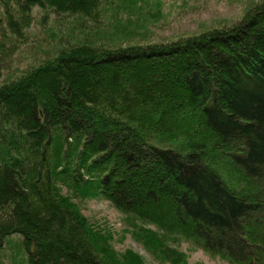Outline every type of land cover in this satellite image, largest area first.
<instances>
[{
  "label": "trees",
  "instance_id": "trees-1",
  "mask_svg": "<svg viewBox=\"0 0 264 264\" xmlns=\"http://www.w3.org/2000/svg\"><path fill=\"white\" fill-rule=\"evenodd\" d=\"M147 1L0 0V61L35 10L60 30L54 55L0 84V250L20 235L21 264H143L118 259L58 186L154 226L130 233L157 259L186 264L185 241L264 264V0L133 43Z\"/></svg>",
  "mask_w": 264,
  "mask_h": 264
},
{
  "label": "rangeland",
  "instance_id": "rangeland-1",
  "mask_svg": "<svg viewBox=\"0 0 264 264\" xmlns=\"http://www.w3.org/2000/svg\"><path fill=\"white\" fill-rule=\"evenodd\" d=\"M260 1L262 0H148L140 12L144 27L138 30V36H134L132 42L161 43L230 25L239 20L251 5ZM148 14L151 17H146ZM31 17L30 27H24L26 30L19 34L24 38L9 42L10 33L7 38H2L5 49L3 54L1 52L3 59L0 61V84L36 66L59 49L55 36L60 30L54 22L49 19L45 25H40L41 13L38 10H35ZM58 187L63 195L68 196L78 206L89 224L109 238L111 249L118 259L123 261L130 252L138 255L143 264H171L157 259L159 256L153 254L130 233L133 230L157 231L154 226L138 221L134 216H130L129 221L95 191L94 195L82 196L81 193H73L65 186ZM13 237L4 245L5 248L0 250V264H21L25 259L24 250L18 240L20 235L14 234ZM173 246L186 254V264H226L185 241Z\"/></svg>",
  "mask_w": 264,
  "mask_h": 264
}]
</instances>
